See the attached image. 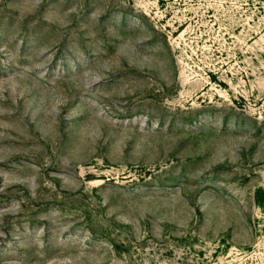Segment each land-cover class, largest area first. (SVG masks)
<instances>
[{"label": "rangeland", "instance_id": "obj_1", "mask_svg": "<svg viewBox=\"0 0 264 264\" xmlns=\"http://www.w3.org/2000/svg\"><path fill=\"white\" fill-rule=\"evenodd\" d=\"M0 264H264V0H0Z\"/></svg>", "mask_w": 264, "mask_h": 264}]
</instances>
